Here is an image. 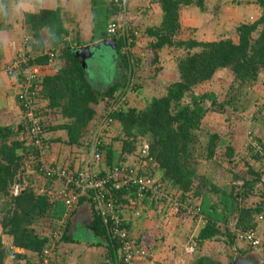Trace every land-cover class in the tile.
<instances>
[{"label": "trees", "instance_id": "16d2710c", "mask_svg": "<svg viewBox=\"0 0 264 264\" xmlns=\"http://www.w3.org/2000/svg\"><path fill=\"white\" fill-rule=\"evenodd\" d=\"M192 3V0H160L163 10L161 24L147 29V35L153 40L147 48L154 52L150 62L152 65L157 64L163 50L181 52L177 56L180 76L177 81L167 84L163 95L153 96L142 108L131 106L129 96L136 88L144 86L136 78L143 64L135 53H122L123 40L117 41V55L122 67L120 80L107 87H98L89 81L87 70L75 50L65 46L68 30L64 27L61 9L26 13L24 23L28 38L23 52L29 57V65L51 67L59 62L53 74L32 83L30 91L37 93L30 96L33 102L38 94L48 101V109L59 111L71 119L69 124L61 128L67 130L69 143L73 145L80 144L83 137L88 135L89 125L94 120L101 121L104 118L113 121L107 128L108 143L106 141L103 148V173L120 164L138 161L141 146L147 143L151 156L158 163L154 175L167 190H178L183 198L189 192H194L197 197H203L205 205L214 213L221 208L226 220L228 218L229 221L231 216H239L238 226L245 228L247 225L244 220L252 222L253 213L261 210V206L243 207L246 200L255 195L261 182L262 173L257 172L252 164L253 159L259 161V152L252 144L246 145L249 160L240 170V154L236 148L224 138L223 133L212 132L205 120L209 115L217 114L231 121L232 115L239 119V114L250 112L251 120L257 122L261 116L264 109V98L259 92L260 89L264 90V0H256L262 8L258 20L240 24L235 29V35L214 41L178 39L182 31L181 10ZM5 21L7 18L0 15V33L6 27ZM43 30H48L50 50L44 45ZM106 38L107 34L103 39ZM52 53L56 54L54 64L50 61ZM130 58L136 61H130ZM21 69L23 71L24 67ZM224 70L232 77L224 92L205 91L201 95L195 92ZM19 75L23 78L24 73ZM21 90L17 95L23 112L21 123L7 126L0 123V224L3 234L11 237L14 249H24L35 255L38 261L32 258V262L28 254L16 253L6 247L0 236V264H6L10 257L23 264H40L44 249L51 243L49 234L44 231L49 227L51 230L55 228L53 222L60 218L56 201L50 194L55 180L43 176L48 180L41 188L44 191L39 192L37 188V173L43 175L39 172L40 151L29 135ZM121 98H126L127 104L122 103ZM103 102H106V110L99 115L96 105ZM258 102L262 103L263 109L251 111ZM116 105H119L117 109ZM43 131L47 142L44 121ZM116 143L120 145L119 150H116ZM260 144L264 149V143ZM223 148L225 152L220 154L219 150ZM246 156L240 160L244 162ZM201 160L213 165L210 175L199 172ZM225 162H228V167L223 165ZM216 171L222 177L230 175L229 181L224 182L227 183L225 186L213 180ZM17 186L19 191H16ZM124 190L127 188L118 191L121 197L126 194ZM131 190L132 197L136 198L137 187L132 186ZM146 203L154 205L149 197L143 200L141 206ZM204 203L203 208L199 204L202 214L207 212ZM135 205L140 206L139 203ZM122 221L128 229L124 213ZM95 222L98 231L109 241L114 254L112 256L117 259L119 240L108 234L102 218L96 217ZM218 231L216 222L207 223L198 236V244L217 236ZM128 232L134 240L129 229ZM66 237L67 232L64 231L57 246Z\"/></svg>", "mask_w": 264, "mask_h": 264}, {"label": "crops", "instance_id": "0c3cea01", "mask_svg": "<svg viewBox=\"0 0 264 264\" xmlns=\"http://www.w3.org/2000/svg\"><path fill=\"white\" fill-rule=\"evenodd\" d=\"M192 1L193 3L191 5H187L181 10V29L184 30V33L187 32L191 34L190 32H197H195V30L198 29L193 30L194 28L201 27L205 33L204 35H207L206 37L209 36L208 39L202 41L218 40L220 35H235V29L240 24L254 22L262 15V8L256 3V0ZM3 2L5 4L6 0H3ZM29 4L30 9L26 13H39L41 9H61L64 27L68 30V36L64 39L65 46L71 47L75 52L81 48L103 41V37L106 35L107 23L115 14V8L112 7L110 0H29ZM143 4L144 0H131L130 7L131 15L135 17L142 33L141 37L134 42L135 47L133 50L137 57L141 59L142 64L148 60L146 59V55H148L145 52L146 46L153 41L147 35V29L159 26L163 18V10L160 2L153 4L150 12L144 15L138 13V6L140 7ZM26 13H13L11 15L12 18L8 17L9 15L5 16L6 18L8 17L5 23L6 27L0 33L1 52L2 55L6 57H4L6 63L1 66L2 69L0 70V123L6 126L20 124L23 115L22 106L17 96L23 78L18 74L17 76H13L15 82L11 80L5 72V65L15 60L16 54L21 52L23 45L24 47L26 46L25 43H27L26 40L28 38L24 23ZM9 18L12 19V22L9 21ZM182 34L181 31V35ZM48 36V30H43L44 45L50 50L49 48L51 45ZM188 38L190 39V37ZM23 51L24 48L22 52ZM97 51L99 54L101 53L105 56L108 53H110L111 56L113 55V52L108 47H104L100 51ZM165 52H167V50H163L160 54ZM89 60L90 58L87 60V67L83 66L87 70L89 81L94 84V82H92L93 75L91 74ZM111 61H113V58ZM130 61L133 60L130 59ZM57 64H59V62H56L54 66L44 67L43 74L39 78L53 74L57 70ZM121 69L122 67L117 57V60L113 61L112 66L111 62L109 63L107 67V74L109 73V76L106 77V75H102V82H107L108 85L118 82L121 78ZM94 74L98 76L96 73ZM143 88H145V86L136 89L138 92L146 90ZM259 92H261L264 98V90L260 89ZM136 93L135 91L130 94V103L135 107L144 106L147 97H145L143 101L141 100L143 91L140 93L141 95L139 94V96L131 101V96H135ZM34 103L36 107H38L46 127L45 138L49 145V149L46 151L45 155L47 163L49 165H60L74 170L86 169L91 159L88 138L94 130L98 120H94L89 125V133L86 137H83L80 144L73 145L69 143L67 130L61 128L63 125L69 124L71 119L63 116L59 111L48 109V101L44 98H40L38 94L34 99ZM101 104L102 103L96 105L97 114H99V107ZM253 109H257V107ZM262 109L263 105L260 108L258 107L257 110ZM100 113H103V111ZM210 116L219 117L217 114H211ZM251 123L254 124V130L258 132V136L262 140L261 142L264 143V121L261 122L259 118L257 122L252 121ZM218 132L222 133L223 131L219 130ZM230 137L233 138V135ZM119 149L120 145L116 143V150ZM236 150L237 153L240 154L241 159L245 158L243 156L247 154L246 146L244 150L242 148H236ZM258 159L259 161L253 159L252 164H254L257 172L262 173L261 182L258 184L257 190H255V195L249 200H246L243 207L249 206L257 208L261 206V210L260 212L257 211L253 213L252 222L248 219L244 221L247 225L245 228H255L258 235L264 237V157L260 158V156H258ZM130 160H132V158H130ZM248 160L249 158L246 156V160L244 162L241 161L239 168L243 169L246 166L245 162ZM102 167L100 163L94 167V170L103 173V169L105 168ZM32 172L36 173V171ZM36 181L39 192L44 191L41 190V188H43L48 180L37 173ZM239 182L242 183L241 181ZM61 186L62 183L60 181H53L50 193L52 198L53 194L59 190ZM169 191L179 200L188 201L191 204H202L203 208V197H197L194 192H189L185 198H183L180 191L174 189ZM55 201L56 207L59 209V220L63 218L66 219L65 232H67V237L66 240L63 239L57 246L53 255L52 264H113L115 258L112 256L114 254L112 253L111 245L97 229L95 218L99 215L90 201L83 196L78 205L70 212H67L63 198H57ZM122 202V212L124 213L126 224L128 225L134 242L144 247L149 252V256L141 259L139 264H234L237 260L243 259L250 260L255 264H264V251L260 249H250V246L238 239L236 233L230 228L234 226L240 230H247L238 226L240 220L239 216H231L228 221V218L226 220V215L222 213L221 208H218L219 211L214 213L213 210L204 203V209L208 214L207 212L206 214L203 213V218H197L189 213L175 214L168 203H163L160 206L148 203L143 206H138L135 205L130 195L129 197H124ZM211 221L216 222L219 230L218 235L212 239L204 240L201 245H198L199 249L195 255L192 256L187 254L186 248L191 243V240L198 243V236L202 229ZM53 223L56 224L57 221ZM47 229V232H44L51 234V231L55 228L51 230L49 227ZM38 232H40L39 228ZM0 236H2L3 243L6 247L12 249L16 253L28 254L32 262V258L35 259V262L38 261L37 257L32 253L30 254V252L24 249H14L11 237L3 234L1 224ZM6 264L23 263L10 257Z\"/></svg>", "mask_w": 264, "mask_h": 264}, {"label": "built area", "instance_id": "2783aa9c", "mask_svg": "<svg viewBox=\"0 0 264 264\" xmlns=\"http://www.w3.org/2000/svg\"><path fill=\"white\" fill-rule=\"evenodd\" d=\"M112 7L115 8V14L107 23L106 34L108 40H123L125 42L122 53H133V43L141 37V29L137 24L135 17L131 15V0H110ZM160 0H144V4L138 6L139 14L150 12L152 5ZM56 54H51V64H54ZM131 59V58H130ZM135 60V59H133ZM136 61V60H135ZM24 67L23 71L21 67ZM51 66V65H50ZM43 68L40 66L29 65V57L24 52L19 54L18 58L11 64L9 75L17 76L23 72V83L21 84V100L26 108V120L33 144L40 151L39 172L46 178L60 181L62 186L53 194L54 199H64V206L67 212L72 211L84 196L94 206L97 214L102 218L108 229V234L119 240L117 259L113 264H139L141 259L147 258L149 252L144 247L139 246L128 234V229L123 225V202L124 197H132V186L137 187L136 198L134 203L141 206L143 200L150 198V201L156 205L168 203L175 214L189 213L190 215L203 218L201 206L191 204L188 201H181L176 198L164 184L159 183L154 175V169L157 162L150 154V146L144 143L140 150V159L132 161L131 164H120L102 173L94 170L103 158V148L107 141V128L113 124L110 119L98 121L88 138V146L91 150V159L86 169L74 170L60 165H49L45 159L46 151L49 145L44 140L43 120L37 114L34 101L32 102L31 94L36 95V91H30L32 83L43 74ZM122 103L127 104L126 98H121ZM119 105L115 106L117 109ZM249 143L257 148L260 158L264 157V149L260 142L249 133ZM126 187L124 197L118 194L120 189ZM19 186L16 191H19ZM262 218V217H261ZM66 219L63 218L56 223L55 229L50 236L49 246L43 251L40 264H51L54 252L57 248V242L62 238L65 231ZM236 233L238 239L244 241L250 248L264 251V237L258 235L257 230H240L234 226L230 227ZM198 243L191 240L187 246L186 252L189 255H195L198 252Z\"/></svg>", "mask_w": 264, "mask_h": 264}, {"label": "rangeland", "instance_id": "374dc122", "mask_svg": "<svg viewBox=\"0 0 264 264\" xmlns=\"http://www.w3.org/2000/svg\"><path fill=\"white\" fill-rule=\"evenodd\" d=\"M4 6L8 9V17L12 18L11 15L13 14L11 12V7L9 5V0H6V3L4 4ZM7 17V18H8ZM9 18V21L12 22V19ZM7 21H5L6 23ZM198 24V23H197ZM200 26H203L202 24H199ZM198 29V30H195ZM193 30H195L196 33L190 32L191 34L185 32L184 30H182V35H180L178 37V39H189L193 38V39H199L200 41L204 40V39H208V37H206L204 34L203 29L200 28H194ZM230 37L228 34L226 35H220L219 37L222 38H227ZM214 37V36H211ZM218 37V36H217ZM216 38V37H215ZM218 38V39H220ZM212 39V38H211ZM214 39V38H213ZM148 48V46H146ZM24 48V45H23ZM23 48L21 49V52L23 50ZM146 48V53L148 55H146V59H148L143 66L141 67V69L138 70V73L136 74V78L139 79L140 84H143L145 86L146 90H142L143 91V95L141 96V100L143 101L145 97L146 101L147 100H151V98L153 96H161L164 94L165 92V87L167 86V84L169 85V83L171 82H175L179 79V72H178V68H177V56L181 55V52H176V51H167L165 53L160 54V60L157 63V65H151L152 62H150V59L152 58V56H154V52L152 50H148ZM20 52V53H21ZM16 54V59L18 58L19 54ZM134 53V52H133ZM4 55L2 58H0V70L2 69L1 66H3L6 63V60H4ZM148 57V58H147ZM6 58V57H5ZM114 61V60H113ZM113 61H111V66ZM13 62V60L11 61ZM10 62V63H11ZM90 65H91V74L93 75V81L94 85L98 86V87H107L109 86L107 82L103 83V78L102 75H106L109 76V73L107 74V67L109 65V63L105 64V62H91V60H89ZM7 63L6 66V73L7 76L13 80L15 82V79L13 78V75L10 76V70H11V64ZM93 72V73H92ZM94 73H96L98 76H96ZM105 77V78H106ZM231 75L229 74V72H227V70L222 71L220 73H218L214 80L204 86H200L195 92L199 95L203 94L205 91H217L220 93L224 92L225 89H227V87L229 86L230 82H231ZM113 83V82H112ZM143 86V87H144ZM137 93L135 96H131V101L132 99H134L135 97L139 96L140 93H142V91H139L136 89L135 90ZM146 91V92H144ZM19 92V90H18ZM147 93V94H146ZM132 94V93H131ZM141 95V94H140ZM187 100H189V98H187ZM145 101V102H146ZM106 102H103L100 107H99V114H103L100 113L104 110H106ZM144 103V102H143ZM143 105V104H142ZM132 106V104H131ZM134 106V105H133ZM262 106V103H257L255 107L260 108ZM144 107V106H142ZM140 107V108H142ZM257 109L251 110L253 112L257 111ZM240 118L237 119V117H234L232 115V120L229 121L227 120L225 117H221V116H208L205 120V124H207V127H209V129L213 132L215 130L219 131L222 130L223 134H224V138L228 139L230 141V143H232V145L235 148H242L244 150L245 146L248 145L249 141V133L253 134V136H255V138L261 142L262 140L260 139V137L258 136V132L254 130L253 127V123H251V119H250V112H245L243 114H239ZM260 121H264V109L261 113V116L259 117ZM222 124V125H221ZM231 135H233V138L230 137ZM245 135H246V139H245ZM232 139V140H231ZM223 152H225V149H220L219 153L222 154ZM238 160L240 162L241 165V160L238 157ZM223 165L225 167H228V162L223 163ZM212 166V167H211ZM199 172L201 174H207L210 175V173L212 172V170L214 169L213 165L209 162H207L206 160H201V163L198 166ZM242 168H240L241 170ZM244 169V168H243ZM214 176L215 178L213 179L215 182H220L221 184H224L225 181H229V177L230 175H226V177H222V175L219 172H214ZM227 184V183H225ZM224 184V186H225ZM222 186V185H221ZM217 200V202L219 201L218 198H215ZM216 202V201H215ZM252 249V248H250ZM262 250V249H260Z\"/></svg>", "mask_w": 264, "mask_h": 264}, {"label": "water", "instance_id": "95a60500", "mask_svg": "<svg viewBox=\"0 0 264 264\" xmlns=\"http://www.w3.org/2000/svg\"><path fill=\"white\" fill-rule=\"evenodd\" d=\"M104 47H108L110 48V50L113 52V55L111 56L113 58V60H117V50H118V45L117 42L114 40H108V39H104L103 41L97 43V44H93L90 46H87L85 48H81L79 50L76 51V56L78 58L81 59V63L87 67L88 65V59L90 57H92L97 50H101ZM234 264H255L254 262L250 261V260H237Z\"/></svg>", "mask_w": 264, "mask_h": 264}, {"label": "clouds", "instance_id": "9594fccd", "mask_svg": "<svg viewBox=\"0 0 264 264\" xmlns=\"http://www.w3.org/2000/svg\"><path fill=\"white\" fill-rule=\"evenodd\" d=\"M9 5L14 14H24L30 9L29 0H9ZM0 15H8V9L4 6L3 0H0Z\"/></svg>", "mask_w": 264, "mask_h": 264}, {"label": "flooded vegetation", "instance_id": "af4514ba", "mask_svg": "<svg viewBox=\"0 0 264 264\" xmlns=\"http://www.w3.org/2000/svg\"><path fill=\"white\" fill-rule=\"evenodd\" d=\"M90 60L91 62H105L107 66V64L111 62L112 57L110 53L106 54L105 56L104 54H101V53L99 54V52L97 51L92 57H90Z\"/></svg>", "mask_w": 264, "mask_h": 264}]
</instances>
